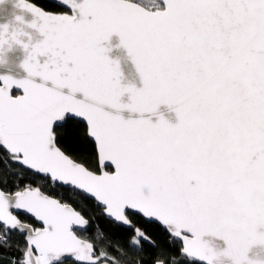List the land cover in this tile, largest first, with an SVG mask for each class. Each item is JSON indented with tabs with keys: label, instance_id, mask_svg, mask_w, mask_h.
Instances as JSON below:
<instances>
[{
	"label": "snow or ice",
	"instance_id": "obj_1",
	"mask_svg": "<svg viewBox=\"0 0 264 264\" xmlns=\"http://www.w3.org/2000/svg\"><path fill=\"white\" fill-rule=\"evenodd\" d=\"M16 6L43 38L0 25L27 73L0 75V264H168L264 225V0ZM112 34L141 87L120 83ZM161 104L175 123L144 115Z\"/></svg>",
	"mask_w": 264,
	"mask_h": 264
},
{
	"label": "water",
	"instance_id": "obj_2",
	"mask_svg": "<svg viewBox=\"0 0 264 264\" xmlns=\"http://www.w3.org/2000/svg\"><path fill=\"white\" fill-rule=\"evenodd\" d=\"M17 0H3L0 3V25H8L9 32L13 28L23 30L27 35L22 36L24 42L35 43L42 39V35L35 29L28 27L34 19L31 12L26 9L17 7ZM22 17L23 23L15 18ZM39 21L37 20V24ZM11 43V42H10ZM102 46L107 49L106 55L109 60L117 62L120 71V83L122 85H133L137 88L142 86L139 73L131 60L127 50L120 45L119 36L112 34L107 41H102ZM25 50L15 43L5 44L0 49V75L11 76L14 79L26 78L27 73L22 67L25 59ZM127 94L121 97L122 103H127ZM120 115L125 118H137L139 114L129 113L127 110H121ZM150 116L153 122L158 115H162L170 123L176 122V115L167 105L161 104L157 108L156 115L144 114ZM255 238V242L250 243L247 247H242L241 242ZM184 251V249H181ZM205 257V261L199 259ZM201 264H264V225L257 224L251 232L236 230L235 242L230 248L223 238L206 232L198 238V242L189 249V255L184 256Z\"/></svg>",
	"mask_w": 264,
	"mask_h": 264
},
{
	"label": "trees",
	"instance_id": "obj_3",
	"mask_svg": "<svg viewBox=\"0 0 264 264\" xmlns=\"http://www.w3.org/2000/svg\"><path fill=\"white\" fill-rule=\"evenodd\" d=\"M40 2H44V0H40ZM168 264H201L194 260L188 259L186 257H175L170 258Z\"/></svg>",
	"mask_w": 264,
	"mask_h": 264
}]
</instances>
